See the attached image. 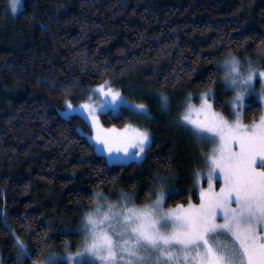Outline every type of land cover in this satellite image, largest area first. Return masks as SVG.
Instances as JSON below:
<instances>
[{
    "label": "trees",
    "instance_id": "1",
    "mask_svg": "<svg viewBox=\"0 0 264 264\" xmlns=\"http://www.w3.org/2000/svg\"><path fill=\"white\" fill-rule=\"evenodd\" d=\"M263 49L264 0H22L16 13L0 0L2 262L37 264L76 250L81 240L72 228L94 193L134 191L144 201L162 175L187 168V136L162 132L159 120L150 125L154 137L142 162L109 163L78 130L91 131L87 120L60 114L66 99H82L105 80L143 79L168 93L205 90L220 85L221 58H254ZM214 106L224 108L218 99ZM261 110L260 103L244 109V120ZM133 112L101 114V121L122 127ZM190 195L199 200L184 188L166 204ZM16 237L27 255H18Z\"/></svg>",
    "mask_w": 264,
    "mask_h": 264
},
{
    "label": "snow or ice",
    "instance_id": "2",
    "mask_svg": "<svg viewBox=\"0 0 264 264\" xmlns=\"http://www.w3.org/2000/svg\"><path fill=\"white\" fill-rule=\"evenodd\" d=\"M18 3L10 0L13 13ZM222 67L225 84L235 91L229 101L233 118L213 108L210 90L199 94V106L189 93L178 118L201 143H212L205 156L206 175L203 170L195 174L197 183L202 178L208 182L199 189V204L189 199L187 205L165 207L163 183L155 198L143 205L123 192L119 203L94 193L96 202L78 229L84 234L82 247L64 257L49 255L41 264H57L58 259L68 264H264V107L258 119L243 123L244 109L264 106V68L249 62L245 70L235 56L225 59ZM257 78L261 88L254 92ZM159 99L168 107L167 95L161 93ZM64 104L66 115L86 114L93 151L108 153L110 161L145 158L152 142L148 130L130 124L105 128L100 123L101 114L119 115L122 109L151 118L144 104L130 103L111 80L93 87L81 103L66 99ZM214 182H219L218 190ZM15 241L18 255H27L24 242L19 237Z\"/></svg>",
    "mask_w": 264,
    "mask_h": 264
},
{
    "label": "rangeland",
    "instance_id": "3",
    "mask_svg": "<svg viewBox=\"0 0 264 264\" xmlns=\"http://www.w3.org/2000/svg\"><path fill=\"white\" fill-rule=\"evenodd\" d=\"M21 4H22V0H19L16 12L21 7ZM231 56H235L236 58H238L241 61V63L245 65V70H246V67H247L249 62H251V64L257 68H264V49H263L259 53V56L254 57V58H248V57L244 58L242 56L233 55V54L221 58L218 61V68H219V72H220V82H221L220 85H218L216 87L213 86V87H210L208 89L201 90V91L191 90V89H187V88H181L176 93H168V92L160 91L159 89H156L155 86L147 83L143 79H136L137 81H133L129 84H125L122 86H116V85L112 84L114 87L122 90L124 97L130 103H137V104L142 103V104H144L151 114V118H146L145 116L138 114L137 112H133V115L135 116L134 119L129 121L126 124H130V125H133L135 127H139V128L148 130V132L151 136V141L153 140V137H154V131L150 125H152V123H154V121H156V120H159V124L161 126L162 132H164L165 129L170 127V129L173 130L175 133H177V132H178V134L183 133L184 136H187L189 149H188V153L186 155H181V156L188 157L189 158L188 161H190V163H189V165H186L188 162V161H186V163L184 165L187 167L186 169H184V168L181 169L180 165H176V167L172 169V171L168 174V176L162 175L161 177H167L166 183L162 182L161 179L159 178V181L157 183L158 185L154 188V193L147 200H144V201H137L136 193L134 191L133 192H131V191L126 192V191L118 190L115 195L109 194L107 192H103L101 190L97 191L96 193H102L103 197L107 198V201H110L113 203L122 202L120 193H122V192L127 193L131 197V201L133 203H135L136 205H143V204L149 203L150 200L155 198V190H158L161 187V184L163 183V189L166 193V200H167V196L169 195V193L178 192L184 188H187L189 190H194L199 197L200 187L202 186L204 188H207L208 182H207L206 178H202L197 183V179H196L195 174H196L197 170H203L205 172V175H206L207 166L205 164V156L207 155L208 150L212 147V143L211 142L201 143L199 140H197L192 135V133L187 128L183 127L178 122V118H179V115H180L182 108L186 104L187 97H188L189 93L193 94L191 102L194 105L199 106V104H200L199 94L202 92L208 91V90H210V95L208 96V99L212 100L213 108L217 112L223 113L229 119L233 118L230 115L231 105H230L229 101L234 96L235 91L231 87H229L225 84V82H224V71H223V67H222L223 61L225 59L230 58ZM95 86H92L90 88V91L87 93L86 97L91 93V89ZM260 88H261V84H260L259 78H257L255 81V84H254L253 91L259 92ZM229 91L231 92V96L228 95ZM161 93H163L169 97V104H168V107H166V108L161 106L160 99H159ZM86 97L79 99V100H73V99H67V100H70L73 104H79L82 101H84V99ZM216 99L220 100V103L224 105L223 109H218L214 106V100H216ZM262 107H264V106H262ZM64 108H65V104H63V106L58 107V111L60 112V114L62 116L70 117L71 115H73V114L66 115L64 113ZM122 110L128 111L127 109H122ZM80 115L86 119L85 113H80ZM259 116H258V118H259ZM258 118H256V119H258ZM253 120L252 121H245L244 115H243V123L250 124L253 122ZM87 122L91 128L90 121L87 120ZM100 123L105 128L111 127V126H108V125H105L102 123L101 116H100ZM140 123H146L147 126L142 125ZM116 127L117 128H123L124 126H122V127L116 126ZM78 130L81 133H83L84 135H86L87 138L89 136L93 135V129L92 128H91V131H86L82 126H78ZM90 142L92 143V141H90ZM97 152L104 155L106 160L109 163L126 164V163L130 162V161H126V162L110 161L108 159V153L101 151V150H97ZM145 158H146V156H145ZM142 161H140V162H142ZM214 187L218 190L219 189V182H214ZM96 199L97 198L95 197L92 206L96 202ZM190 199H191V202L193 204H199V202H200L199 200L194 201L192 195H190ZM188 202L187 203L180 202V203H176V204L187 205ZM101 203H106V201L101 199ZM176 204L170 205V204L165 203L164 206L165 207H173ZM92 206H91V208H92ZM82 223L79 226L72 228L73 231L79 233V235L76 237V239L81 240L80 244L78 245V248L76 250H70V251L66 252L65 254L60 255L59 257H64L68 253H75L82 247L83 240H84V234L82 232L78 231V229H80V227L82 226ZM45 260L46 259H43L42 261L38 262L37 264H41V262H43ZM0 264H4L1 260V256H0ZM57 264H68V262L66 260L61 261L58 259Z\"/></svg>",
    "mask_w": 264,
    "mask_h": 264
},
{
    "label": "bare ground",
    "instance_id": "4",
    "mask_svg": "<svg viewBox=\"0 0 264 264\" xmlns=\"http://www.w3.org/2000/svg\"><path fill=\"white\" fill-rule=\"evenodd\" d=\"M22 5V4H21ZM86 213V212H85ZM56 256V255H55Z\"/></svg>",
    "mask_w": 264,
    "mask_h": 264
}]
</instances>
